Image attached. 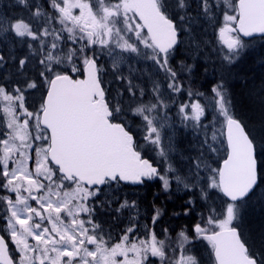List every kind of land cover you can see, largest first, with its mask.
Masks as SVG:
<instances>
[{
	"label": "snow or ice",
	"instance_id": "snow-or-ice-1",
	"mask_svg": "<svg viewBox=\"0 0 264 264\" xmlns=\"http://www.w3.org/2000/svg\"><path fill=\"white\" fill-rule=\"evenodd\" d=\"M9 7L18 11H0V264H198L188 254L195 241L206 244L208 264H264V244L234 223L264 181V131L236 114L224 75L245 38L264 39V0ZM213 57L220 75L199 91L195 62ZM177 124L194 133L195 155L175 147ZM154 181L165 192L198 190L193 236L157 232L160 208L142 222L136 200L116 197ZM195 208L190 196L184 215ZM101 209L128 210L126 226L106 231Z\"/></svg>",
	"mask_w": 264,
	"mask_h": 264
},
{
	"label": "rangeland",
	"instance_id": "rangeland-1",
	"mask_svg": "<svg viewBox=\"0 0 264 264\" xmlns=\"http://www.w3.org/2000/svg\"><path fill=\"white\" fill-rule=\"evenodd\" d=\"M0 1H1L0 2V11H6V10L10 11L12 9L11 7H9V5L14 4V0H5V1L3 0V2H2V0H0ZM11 12H14V11H11ZM208 33H209V37H210L212 35V29L211 28H209ZM205 39H208V37H205ZM258 43H261V44L264 43V39L259 40V41L254 40L253 42H248L246 40L247 46L245 47V49L241 53V56L236 61V63L229 66V70L224 73L225 79H227L229 81H233V80L237 79L235 72L238 70L237 65H239L238 63L242 59V55L245 54L246 52L253 50L254 47L259 45ZM185 47H187V45H181L180 54L176 57V61H177L176 66L177 67H179L178 61L181 59H185V53H184ZM210 51H211V48L209 47V52ZM107 60H108V58L104 57L102 60V63L104 61H107ZM187 62L193 63L191 58H188ZM198 65H200L199 68H198ZM107 67H108V73H111L110 61L108 62ZM123 68H124L125 74H127L128 65L125 64L123 66ZM206 68H207V72L205 71ZM217 69H219V62L216 61L214 59V57H213V59H209L207 62H205V60L203 58L198 59L195 62V66H194V68L192 70V74H191V79L194 81L193 86L195 88H197L199 91L208 92L212 86L211 85V79L215 78L217 75H220V72H218ZM239 70H241V69H239ZM4 74H7V73L6 72L0 73V75H4ZM105 78L107 79V77H105ZM144 79L147 80V77H145ZM193 136H194V133H192L191 130H185L182 126H179L177 124L175 127V136H174L175 147L179 151L184 152L185 155H188V154L195 155L196 154L195 150L189 149V145L194 143ZM148 154L150 156H152L154 159L156 158L155 153L149 152ZM176 159L178 160L179 157L177 156ZM155 182L157 183V188H154L152 194L150 195L151 200L149 202V205L146 204V206H144V207H146L147 213H148V215H146L145 219L142 218L143 217L142 215L144 214L142 209H143V205H144L145 201H143V198L138 199V196L141 194V191L138 190V187H133L129 190L128 187L122 186V190H120L119 192L116 193V197L118 198V200L120 202H122L125 198H127L129 201L136 200L138 207H139V211L141 213V221L142 222H144L146 220L150 221L151 214L155 210L153 206L160 208L162 215H161L160 220L156 226V230H157V232H161L163 228H165V227L169 228L168 224H166V222L164 221V215H166L164 212L166 203L167 202L173 203L178 209H179L180 205L183 204L182 210L184 211L185 206H186V202L191 196V198L192 199L194 198L193 200L196 202V208L194 209V211L189 216H185V215H182V216L186 220L185 223H188L190 221L191 217H193V221H192V224L190 225V227H181L180 230L185 229L189 233L190 237L193 236L194 234L191 232V226L198 219L197 212L203 210L202 205L204 203L203 201H201L199 199L198 190H195L194 193L188 194L185 191H178L176 189L175 184H173L172 188L168 192H165L162 189L160 182L159 181H155ZM179 195H184V196H182L183 200L178 199ZM101 199H104V197L102 196ZM110 199H111V208L114 210L116 207L119 206V204L117 203V199L111 198V197H110ZM155 199H158L159 202H156ZM152 200H154V202ZM178 209H177V211H178ZM129 215H130V213L128 212V210H124L123 215L121 216L120 214H117L114 211L101 209L100 213L98 215V222L102 223V225L106 231L111 230L114 233L118 234L120 232V230H122L126 226L127 219H128ZM116 216H120V219H115L114 217H116ZM177 217H179V214ZM234 223L236 224L237 221H235ZM179 231H171V229H170V234L173 237H175L176 233H178ZM160 238L163 239V236L161 235ZM188 254L195 256V258L198 261V264H208L207 246L204 242L195 241L194 244L192 246H190V251L188 252ZM157 264H159L158 261H157Z\"/></svg>",
	"mask_w": 264,
	"mask_h": 264
},
{
	"label": "trees",
	"instance_id": "trees-1",
	"mask_svg": "<svg viewBox=\"0 0 264 264\" xmlns=\"http://www.w3.org/2000/svg\"><path fill=\"white\" fill-rule=\"evenodd\" d=\"M11 11L18 10L12 8L8 12ZM254 40L259 41L262 39L253 38V40L248 42H253ZM258 44L253 50L242 55V59L239 61V65H237L238 70L235 72L237 79L233 81L226 79V84L236 114L254 134L261 135L262 131H264V43ZM199 67L200 65H198ZM106 77L107 79H111V73H108ZM218 77L219 75L211 79V85L216 82ZM152 185L154 186H142L141 189L138 187V190L141 191L138 199L143 198V201L148 205L151 200L150 195L154 190L153 187L157 188V183H153ZM182 196L184 195H179L178 199H182ZM152 201L154 202V200ZM155 201L159 202L158 199H155ZM168 207L170 208V205L166 204L164 221L168 224L171 231H177L179 225V229H181V227H186L185 224L188 225L192 222L185 223L186 220L182 216L184 215V211L182 210L183 204L178 209V219L168 214ZM236 225L244 234L245 239L256 248H260L264 244V181L242 202L240 218L237 220Z\"/></svg>",
	"mask_w": 264,
	"mask_h": 264
},
{
	"label": "flooded vegetation",
	"instance_id": "flooded-vegetation-1",
	"mask_svg": "<svg viewBox=\"0 0 264 264\" xmlns=\"http://www.w3.org/2000/svg\"><path fill=\"white\" fill-rule=\"evenodd\" d=\"M151 183L153 184V183H156V182L154 181V182H151ZM152 184L149 183L148 185L154 186V185H152ZM127 187H128L129 190H130L131 188H133V187H140V189L142 188V186H127ZM153 189H154V187H153ZM176 203H177V202H176ZM166 204H169V205H170V208L168 207L169 209H168V211H167L168 214H170V216L174 217L175 219H178V217H177V214H178V213H177V212H178L177 209H178V208H177L173 203H169V202H167ZM144 206H146V203H145V202H144L143 209H142L143 212H144V214H145V212H147V209H146V207H144ZM165 207H166V206H165ZM164 212H165V211H164ZM144 214L142 215V216H143V217H142L143 219L146 218V216H145ZM165 214H166V212H165ZM190 221H193V217L190 218ZM176 223H177V222H176ZM179 224H180V223H179ZM191 224H192V222H190V224H188V225L185 224V226H186V227H190ZM179 228H180V225H179V227L177 228V231L180 230Z\"/></svg>",
	"mask_w": 264,
	"mask_h": 264
},
{
	"label": "bare ground",
	"instance_id": "bare-ground-1",
	"mask_svg": "<svg viewBox=\"0 0 264 264\" xmlns=\"http://www.w3.org/2000/svg\"><path fill=\"white\" fill-rule=\"evenodd\" d=\"M4 1H5V0H4ZM0 2H1V1H0ZM2 2H3V0H2ZM3 10H4V9H3ZM185 145H186V144H185ZM179 193H180V192H179ZM188 194H189V193H188ZM185 196H186V195H185ZM187 197H188V196H187ZM187 197H186V198H187ZM193 199H194V198H193Z\"/></svg>",
	"mask_w": 264,
	"mask_h": 264
},
{
	"label": "water",
	"instance_id": "water-1",
	"mask_svg": "<svg viewBox=\"0 0 264 264\" xmlns=\"http://www.w3.org/2000/svg\"><path fill=\"white\" fill-rule=\"evenodd\" d=\"M246 40H250V39H253V38H245Z\"/></svg>",
	"mask_w": 264,
	"mask_h": 264
}]
</instances>
